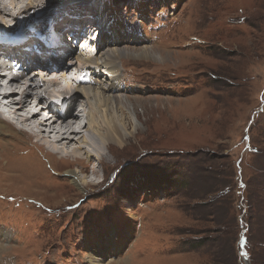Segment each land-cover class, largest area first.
<instances>
[{
  "label": "rangeland",
  "instance_id": "374dc122",
  "mask_svg": "<svg viewBox=\"0 0 264 264\" xmlns=\"http://www.w3.org/2000/svg\"><path fill=\"white\" fill-rule=\"evenodd\" d=\"M68 1L48 9L65 26L52 23L64 47L69 30L86 32L105 14L111 30L98 35L116 42L115 96L148 107L131 108L121 148L86 146L100 161L59 160L0 121V264H264V0ZM3 23L20 33L11 18ZM98 48L97 57L109 52ZM147 49L166 59L132 57ZM181 167L198 168L191 187L151 189ZM73 172L92 185L81 193ZM222 189L236 198L220 199Z\"/></svg>",
  "mask_w": 264,
  "mask_h": 264
},
{
  "label": "bare ground",
  "instance_id": "6f19581e",
  "mask_svg": "<svg viewBox=\"0 0 264 264\" xmlns=\"http://www.w3.org/2000/svg\"><path fill=\"white\" fill-rule=\"evenodd\" d=\"M42 1L44 5L41 3L36 4L35 0H0V7L2 8L0 9L2 20H0V31L3 28L5 18H11L13 21H16V30L20 29L21 34H28L29 31L26 30V26H34L36 19L43 20V25L47 24L46 18L48 16L51 18L54 15V13H52V16L49 15L53 10L48 9L53 8L59 0H57V3L52 0ZM75 1L77 0H69L68 4ZM67 8L71 9L66 5L62 12H67ZM31 11H33L32 14H30ZM96 18L99 20L100 25L97 22L99 30L101 32H110L111 28L107 26L105 14L101 13V16L99 15ZM58 20L57 16L51 19L52 22H58ZM82 20H85V16H82ZM69 21L68 16H66L61 19L60 24H66ZM57 24L58 28L65 27L59 25V22ZM94 24L93 22L91 25L84 26L86 33L91 34V36L97 31ZM38 26L40 28L41 24H38ZM69 32H73L72 29ZM13 36L14 34L12 33L8 34L10 38ZM81 36L83 35L78 33L76 38ZM58 37L62 38L60 35ZM91 39L94 40V38ZM29 42L31 45L38 44L35 39ZM97 42L98 47H108L109 52L103 56H94V58L85 56L81 51H74L72 49L73 46L61 47L60 49H43V53H40V56H38L40 58L33 52L29 54L21 52V48L31 45H24L13 49L9 47L1 48L0 56H2L1 53L13 56L11 60L22 63L24 67V71L20 77L11 79L7 85L0 84V96L7 101V103L2 101L4 105L3 109L8 114H12L15 120L14 122H8L0 119L3 125L10 126L16 133L27 134L34 144L44 147V149L59 160L71 159L77 153H82L81 156L88 157V160L94 159L100 161L103 158L100 156V153L93 152L92 149L89 150V147L97 148L99 145L103 147L115 145L121 148L126 143V140L132 136V133L128 132L127 128L130 121L133 122L134 120L130 113L131 110H136L138 108L136 105L147 108L148 103L145 104V100L143 99H136L131 104L128 101L126 102L125 99L123 100L122 98H118L119 96H115L117 90L120 89V79L117 76V67L115 65L119 56L116 47H114L116 46V42L115 40H112L108 44L103 41L99 42V40ZM112 46L114 49H111ZM177 55L180 56L181 54ZM132 57L144 58L154 62H162V60L166 59L160 52L149 49L132 55ZM8 64H11V61ZM25 71L32 72L23 78ZM104 76L106 77V81L102 84L101 78ZM60 79L65 83L63 86L59 85ZM72 81L78 82L76 89L73 91L69 89L71 85L73 87ZM55 87L64 96L62 102L65 101L67 103L65 111L62 114L55 113L53 105H49L44 100L51 93L50 88ZM81 97L84 98V103ZM44 111L49 112V115H51L50 119L48 118L45 121L39 120L40 114ZM80 118L83 122L78 125L79 128L83 129V132L87 131L93 138H90L87 133L80 132L78 126H75L78 124ZM17 125L20 127H17ZM36 125L42 131L41 133L38 131V134H36L41 139L33 141ZM74 134L79 136L73 140L71 136H75ZM73 141H77L78 148L76 146L71 151L67 146H69L68 144L73 145ZM91 174L94 176L96 171L91 169ZM68 177L72 179L71 183L73 182L74 186L78 190L80 189V191L83 190L84 192L86 190L84 187L88 188V185H92L91 182H87L86 177L79 180L75 172L70 173ZM99 263L93 258L90 260V264Z\"/></svg>",
  "mask_w": 264,
  "mask_h": 264
},
{
  "label": "trees",
  "instance_id": "16d2710c",
  "mask_svg": "<svg viewBox=\"0 0 264 264\" xmlns=\"http://www.w3.org/2000/svg\"><path fill=\"white\" fill-rule=\"evenodd\" d=\"M126 2H130L131 0H115V4H118V6H123V4ZM155 1H159V0H152L151 6H157L158 3H155ZM112 3H114V0H112ZM161 3V2H160ZM199 171L198 168H193L189 171H187V168L185 169L184 167L181 168H175L172 172L168 173V170L166 171L167 173L165 174V176L163 178L159 179H154L151 182V189H153L154 187H156L158 184H163L164 187L168 190V191H180V190H184L187 189L188 187H191V182L190 180L194 179V177L199 173L196 172ZM193 175V176H192ZM212 175H215L214 173ZM217 175V174H216ZM211 176V175H210ZM215 177V176H214ZM146 188H149V186H146ZM242 189V188H240ZM221 192H223V194H220V191L218 192V197L224 198L226 197L225 195L228 194V196L232 197V198H236V196L233 194L232 191H227L228 193L225 194L224 190L222 189ZM208 193V192H207ZM206 193V195H207ZM217 197V199H219ZM239 198V197H237ZM249 200V199H248ZM248 209L250 211L251 206H250V201H247ZM231 220H235V218L230 219ZM224 223V221L222 222ZM227 225V223H225ZM235 227L237 228V221L235 220ZM228 227V225H227ZM203 234H207L206 232H202ZM204 241L202 239H198L197 241H195V249H199L201 247L204 246Z\"/></svg>",
  "mask_w": 264,
  "mask_h": 264
},
{
  "label": "clouds",
  "instance_id": "9594fccd",
  "mask_svg": "<svg viewBox=\"0 0 264 264\" xmlns=\"http://www.w3.org/2000/svg\"><path fill=\"white\" fill-rule=\"evenodd\" d=\"M38 136H39V135H38ZM36 137H37V136H36ZM36 137H35V138H36ZM37 138H38V137H37ZM38 139H40V138H38Z\"/></svg>",
  "mask_w": 264,
  "mask_h": 264
}]
</instances>
